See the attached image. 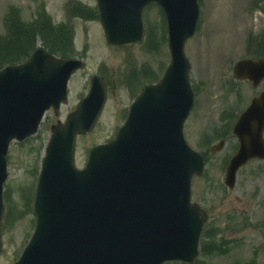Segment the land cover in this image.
<instances>
[{"label": "water", "instance_id": "water-1", "mask_svg": "<svg viewBox=\"0 0 264 264\" xmlns=\"http://www.w3.org/2000/svg\"><path fill=\"white\" fill-rule=\"evenodd\" d=\"M157 3L165 17L171 61L163 78L144 87L115 137L92 147L79 169L77 133L95 124L106 96L94 75L85 97L64 122L52 125L33 198L34 229L13 264H160L193 261L206 213L190 202L193 174L202 156L186 143L182 126L193 103L183 52L198 18L196 0H97L106 39L129 45L142 36L143 7ZM79 59H63L36 48L23 63L0 69V248L8 144L36 131L46 109L67 100V80ZM234 75L256 86L264 58L241 59ZM264 89L233 125L239 147L225 183L239 166L264 157ZM222 142L213 149H219Z\"/></svg>", "mask_w": 264, "mask_h": 264}, {"label": "rangeland", "instance_id": "rangeland-1", "mask_svg": "<svg viewBox=\"0 0 264 264\" xmlns=\"http://www.w3.org/2000/svg\"><path fill=\"white\" fill-rule=\"evenodd\" d=\"M67 1L0 0V34L7 28L4 26V14L10 6L17 8L15 12L23 27L32 24L41 11L42 17L49 19L48 24L57 28L55 32H60L61 23L70 24L73 56L83 57L86 62L85 67L70 78L68 101L61 106L59 114L49 110L34 137L22 142L14 141L9 147L5 186L7 184L12 204L11 222L3 233L0 264H10L17 257L32 230L33 215L25 211L23 196L35 185V172L50 125L58 119L63 121L75 107L88 88L90 76L100 70L115 80V86L111 89L110 83L107 102L95 127L77 138L78 166L83 165L92 145L113 136L133 95L142 83L150 82L151 77H160L170 59L166 30L157 7L145 11L146 25L149 26L148 44L143 42L121 48L106 43L101 24L91 13L78 8L65 10ZM76 1L92 7L95 5V0ZM201 1L197 29L184 46L191 65L189 78L197 89L193 109L184 123V134L189 144L206 158L203 174L193 178L192 199L207 209L210 221L219 229L210 241L209 254L205 259L208 264H247V260L254 257L251 264H264V159L252 160L239 169L233 189H227L223 183L225 164L237 143L231 134L234 113L241 111L264 87V82L254 88L248 81H236L232 75V66L237 59L253 53L255 56L261 54L264 40H255L250 48L248 39L259 35L264 27V1L258 0L254 6L252 3L257 0ZM35 34L32 33V37ZM21 37L22 34L18 35L11 47L5 49L8 55H3L0 65L22 61L29 55L30 48L25 47V51H21ZM29 43V47L44 45L38 35ZM129 56V64L139 71L136 75L139 79L133 82L135 76L127 83L124 76L131 72L126 73L123 68L129 65L125 62ZM101 64L103 66L100 67ZM223 111L230 113L231 122L220 131L225 126L223 123L229 122L223 119ZM221 138L225 139L223 148L211 152L210 147ZM234 222H239L238 226L227 228V224ZM219 237L225 239L219 240ZM219 245H222L221 251L217 250ZM163 264L184 263L170 261Z\"/></svg>", "mask_w": 264, "mask_h": 264}, {"label": "trees", "instance_id": "trees-1", "mask_svg": "<svg viewBox=\"0 0 264 264\" xmlns=\"http://www.w3.org/2000/svg\"><path fill=\"white\" fill-rule=\"evenodd\" d=\"M81 11V10H79ZM89 12L93 16H95V13L86 11V13ZM17 12H14L10 17L8 16L6 19V27H7V33L5 35L0 34V59L3 57V55H8V51H5V49H8L11 47L12 42L15 41V39L18 37V35L22 34V49L21 51H25V47L30 48L33 50L32 47H29L30 41L34 40V37L36 35L40 36L42 38V42L44 43L45 48H47L49 51L56 53L61 56H70L74 53L73 49L71 48V39L69 35V26L65 25L64 23L60 24V32H55L57 28L52 27L49 22L48 18H43V13H39V16L34 20L32 24H28V27L21 26V22L17 18ZM83 16H88L87 14H84ZM14 26V28H13ZM57 26V27H59ZM25 29V30H23ZM35 30V31H32ZM55 30V31H54ZM36 33L35 36L32 37V33ZM64 34V35H63ZM60 35V36H59ZM63 35L64 37L62 38ZM24 48V49H23ZM264 52V45L263 49L261 51ZM27 54V53H26ZM29 54V53H28ZM18 55V54H13ZM1 66V65H0ZM25 204V210L30 211V199L27 198V200L24 202ZM11 208L8 210V213L5 212L4 216V223L11 222ZM202 255L204 256L206 253L205 245L203 244L201 246ZM195 264H207L203 259H198Z\"/></svg>", "mask_w": 264, "mask_h": 264}]
</instances>
